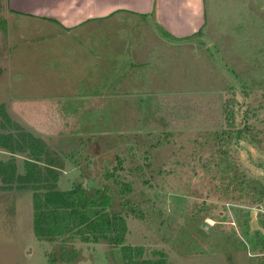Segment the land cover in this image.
Wrapping results in <instances>:
<instances>
[{
  "label": "rangeland",
  "instance_id": "obj_1",
  "mask_svg": "<svg viewBox=\"0 0 264 264\" xmlns=\"http://www.w3.org/2000/svg\"><path fill=\"white\" fill-rule=\"evenodd\" d=\"M203 7L201 39L176 45L130 10L65 29L0 0V110L7 132L44 143L35 182L18 178L26 151L0 150V264H61L63 242L33 233V185L113 190L104 174L119 161L143 211L125 217L126 244L145 258L264 264V0ZM66 245L72 264L120 262L103 241Z\"/></svg>",
  "mask_w": 264,
  "mask_h": 264
},
{
  "label": "trees",
  "instance_id": "obj_2",
  "mask_svg": "<svg viewBox=\"0 0 264 264\" xmlns=\"http://www.w3.org/2000/svg\"><path fill=\"white\" fill-rule=\"evenodd\" d=\"M163 36L173 39L167 32L161 30ZM200 35V31L192 37ZM189 37L188 39L192 38ZM225 118H232L231 109L224 110ZM232 122V121H230ZM230 123L229 125H231ZM15 125L9 115L0 110V150L9 152H24L30 156L24 161L27 167L26 178L18 176L25 182H35L36 164L44 155V143L33 134L26 135L20 132H7L9 126ZM232 126V125H231ZM231 130L220 132L218 140L222 141L230 135ZM215 132V136H218ZM240 134V132H238ZM215 140L217 137L214 138ZM114 166L104 174L105 180L114 183V189L104 185L95 188L89 193L80 184H72L65 190L42 191L40 187L33 185L32 193V228L35 237L40 241L55 242L61 240L59 261L61 264H72L78 256V250L67 247L66 241L79 240L84 244H98L106 242L112 247L118 248L120 262L118 264H166L165 255L157 252L158 258H145V249L141 245L126 244L128 232L125 217L130 215L143 218V211L133 206L130 195L133 191L130 182L121 181L117 171L122 169ZM33 173V174H31ZM7 181V178L4 179ZM114 197L119 200L122 211L112 212Z\"/></svg>",
  "mask_w": 264,
  "mask_h": 264
},
{
  "label": "crops",
  "instance_id": "obj_3",
  "mask_svg": "<svg viewBox=\"0 0 264 264\" xmlns=\"http://www.w3.org/2000/svg\"><path fill=\"white\" fill-rule=\"evenodd\" d=\"M9 10L50 21L65 29H74L89 20L130 10L153 18L154 30L170 42L187 43L202 30L205 17L203 0H9ZM47 22V21H46ZM162 27L174 40L159 31ZM201 35L199 39H201Z\"/></svg>",
  "mask_w": 264,
  "mask_h": 264
},
{
  "label": "bare ground",
  "instance_id": "obj_4",
  "mask_svg": "<svg viewBox=\"0 0 264 264\" xmlns=\"http://www.w3.org/2000/svg\"><path fill=\"white\" fill-rule=\"evenodd\" d=\"M209 221H210V222H209L210 224H213V222H212V220H211V219H209Z\"/></svg>",
  "mask_w": 264,
  "mask_h": 264
}]
</instances>
